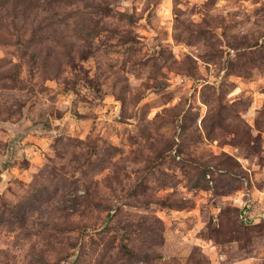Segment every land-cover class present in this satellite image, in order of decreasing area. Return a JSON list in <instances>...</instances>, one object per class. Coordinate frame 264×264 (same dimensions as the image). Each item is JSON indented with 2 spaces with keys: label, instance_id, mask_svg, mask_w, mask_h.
<instances>
[{
  "label": "rangeland",
  "instance_id": "1",
  "mask_svg": "<svg viewBox=\"0 0 264 264\" xmlns=\"http://www.w3.org/2000/svg\"><path fill=\"white\" fill-rule=\"evenodd\" d=\"M0 264H264V0H0Z\"/></svg>",
  "mask_w": 264,
  "mask_h": 264
}]
</instances>
